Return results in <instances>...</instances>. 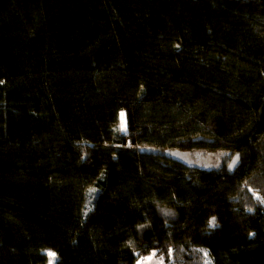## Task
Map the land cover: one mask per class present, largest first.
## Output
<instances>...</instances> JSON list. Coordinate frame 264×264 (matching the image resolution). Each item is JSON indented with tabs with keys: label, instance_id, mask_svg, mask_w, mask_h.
I'll use <instances>...</instances> for the list:
<instances>
[{
	"label": "trees",
	"instance_id": "16d2710c",
	"mask_svg": "<svg viewBox=\"0 0 264 264\" xmlns=\"http://www.w3.org/2000/svg\"><path fill=\"white\" fill-rule=\"evenodd\" d=\"M48 251L264 264V0H0V264Z\"/></svg>",
	"mask_w": 264,
	"mask_h": 264
},
{
	"label": "rangeland",
	"instance_id": "374dc122",
	"mask_svg": "<svg viewBox=\"0 0 264 264\" xmlns=\"http://www.w3.org/2000/svg\"><path fill=\"white\" fill-rule=\"evenodd\" d=\"M120 128L126 131L125 113L121 115ZM166 153L189 166L206 170L218 169L224 165L230 170H234L241 162V154L230 149L203 150L172 148L166 150ZM49 253L55 254L54 256L49 255L50 264H54L57 259V254L54 251H48ZM139 264H165V261L163 258L152 254L140 260Z\"/></svg>",
	"mask_w": 264,
	"mask_h": 264
},
{
	"label": "snow or ice",
	"instance_id": "6c2138e0",
	"mask_svg": "<svg viewBox=\"0 0 264 264\" xmlns=\"http://www.w3.org/2000/svg\"><path fill=\"white\" fill-rule=\"evenodd\" d=\"M50 256H54L55 254L54 253H49Z\"/></svg>",
	"mask_w": 264,
	"mask_h": 264
},
{
	"label": "built area",
	"instance_id": "2783aa9c",
	"mask_svg": "<svg viewBox=\"0 0 264 264\" xmlns=\"http://www.w3.org/2000/svg\"><path fill=\"white\" fill-rule=\"evenodd\" d=\"M128 145L130 146V145H131V143H128Z\"/></svg>",
	"mask_w": 264,
	"mask_h": 264
}]
</instances>
